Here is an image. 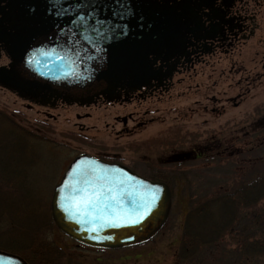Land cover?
<instances>
[{"label":"flooded vegetation","instance_id":"af4514ba","mask_svg":"<svg viewBox=\"0 0 264 264\" xmlns=\"http://www.w3.org/2000/svg\"><path fill=\"white\" fill-rule=\"evenodd\" d=\"M15 2L0 0V77L8 81H0V91L26 110L0 113H31L37 106L33 113H45L46 127L55 119L51 113L75 119L102 113L100 134L88 133L96 130L94 121L72 124L75 139L91 148L81 152L103 162L155 182L190 183L206 163L221 162L224 152L238 148L222 141V120L235 118L232 113L250 119L259 111L254 96L257 86L264 88V0H182L178 29L133 62H111L109 40L81 38L73 25L48 23L20 40L28 31L18 30ZM48 50L67 70L49 83L31 68L35 55ZM240 129L252 135L255 123Z\"/></svg>","mask_w":264,"mask_h":264},{"label":"water","instance_id":"95a60500","mask_svg":"<svg viewBox=\"0 0 264 264\" xmlns=\"http://www.w3.org/2000/svg\"><path fill=\"white\" fill-rule=\"evenodd\" d=\"M168 1L16 0L14 7L17 11L14 14L15 20L21 21L18 30L28 31L20 40L30 38L48 23L52 28H55V23L68 27L73 25L81 38L109 40L111 57L114 55L111 62H133L144 60L148 46L153 45L157 38L168 36L178 29L179 13L176 10L183 9L182 0L172 5ZM62 61L56 52L42 51L32 59L31 68L49 83L67 72ZM111 70H116L113 65ZM0 81L8 83L5 75L0 77ZM33 84L40 86L36 81H32ZM73 169L97 170L112 182L109 186L123 188L119 196L120 204L110 206L103 215H109L115 207L119 215L132 222H125V219H90L72 208L65 211V198L69 194L65 181L76 178L72 175ZM148 201L151 203L148 204ZM170 205L168 184L148 180L123 165L103 162L81 152L68 163L59 181L53 185L49 215L59 231L77 242L99 248H120L153 237L165 223ZM141 208L145 209L142 217L137 215ZM100 215L97 213V216ZM92 228L96 230L91 231ZM0 264L27 263L19 254L0 249Z\"/></svg>","mask_w":264,"mask_h":264},{"label":"trees","instance_id":"16d2710c","mask_svg":"<svg viewBox=\"0 0 264 264\" xmlns=\"http://www.w3.org/2000/svg\"><path fill=\"white\" fill-rule=\"evenodd\" d=\"M6 123L0 114V248L28 264H61L63 252L44 237L54 227L45 200L26 177L42 138ZM262 149L264 135L255 146L223 153L225 160L256 157L237 169L230 185L195 192L183 218L176 264H254L264 257V156L257 155Z\"/></svg>","mask_w":264,"mask_h":264},{"label":"rangeland","instance_id":"374dc122","mask_svg":"<svg viewBox=\"0 0 264 264\" xmlns=\"http://www.w3.org/2000/svg\"><path fill=\"white\" fill-rule=\"evenodd\" d=\"M13 100L9 93L0 91V110L9 111L12 108L26 110L25 103L17 99ZM254 101L255 107L259 106V111L254 113L253 118L246 119V113H232L235 118L222 120L223 134L220 136L222 141L227 140L234 147L240 146L243 148L247 145L248 147L255 146L260 141L264 135V127L262 128L264 120L260 118L264 115V88L261 85L256 87ZM37 108L39 107L32 106L31 113L0 114L9 122V124L6 123L8 126L23 127L42 138V143L37 146V162L31 172L29 167H26V171L31 174L29 175L27 172L26 177L38 192V195L43 197L45 200L43 202L49 211L52 187L58 182L67 162L76 153L91 150L90 147L82 145L78 141L80 139H75L79 137L76 132L77 127L72 124L73 121H94L96 130L89 129L88 133L100 134L103 132V123L101 122L103 114L93 113L89 119H75L73 113H51L55 116V119L49 120L50 127H46L44 125L45 113H33V110ZM227 121L229 122L228 125H226ZM253 121L255 123L254 134L242 135L243 131L240 126ZM68 132L76 133L73 135H76V137H71ZM254 155V153L253 155L247 153L243 157L234 156L228 160L224 158L218 163H206L205 167L200 169V173L192 174L189 177L192 182L170 184L171 206L166 222L152 238L142 243L110 249L90 247L78 244L60 232L55 225L45 231L44 237L46 241L51 242L63 252L64 257L61 264L67 259L78 264H176L175 253L179 243L183 218L189 201L195 197V192L209 191L220 185H230L238 177L239 170L237 169L248 164V158L255 160L256 156ZM257 155L264 156V149L257 151ZM2 250L8 251L6 249ZM254 264H264V257L259 258Z\"/></svg>","mask_w":264,"mask_h":264},{"label":"snow or ice","instance_id":"6c2138e0","mask_svg":"<svg viewBox=\"0 0 264 264\" xmlns=\"http://www.w3.org/2000/svg\"><path fill=\"white\" fill-rule=\"evenodd\" d=\"M72 175L76 177L74 180L65 181V187L69 189V194L65 198V211L72 208L77 213L88 215L90 219H125L117 213L115 207H112L109 215H103L110 206L120 204L119 196L123 193V188L118 189L115 186H109L112 182L100 175L97 170L73 169ZM150 203L151 201H148V204ZM144 211L145 209L141 208L137 215L142 217ZM97 213L101 215L97 216ZM125 222L132 221L125 219ZM90 230L95 231L96 229L92 228Z\"/></svg>","mask_w":264,"mask_h":264}]
</instances>
